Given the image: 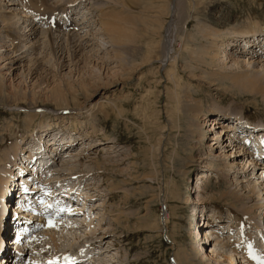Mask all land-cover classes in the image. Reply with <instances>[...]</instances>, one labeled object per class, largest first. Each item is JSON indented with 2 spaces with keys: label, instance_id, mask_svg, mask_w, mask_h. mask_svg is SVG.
Here are the masks:
<instances>
[{
  "label": "rangeland",
  "instance_id": "374dc122",
  "mask_svg": "<svg viewBox=\"0 0 264 264\" xmlns=\"http://www.w3.org/2000/svg\"><path fill=\"white\" fill-rule=\"evenodd\" d=\"M228 1V20H220L224 28L247 32L255 20L264 24V0ZM59 2L71 6L68 23H87L77 30L65 26L62 5L54 17L64 28L53 32L26 4L17 40L0 22V264H40L56 252L104 264H216L204 254L213 251L220 253V264H230V256L235 264H250L251 248L264 256V98L241 92L243 83L233 85L217 74L264 76L260 45L251 50L238 31L219 44L213 65L209 58L198 61L190 51L201 43L188 35L201 31L202 18L192 17L187 0H171L158 34L137 27L138 10L123 9L133 21L118 22L112 47L98 23L104 2L115 5L111 0L50 5ZM15 9L17 0H0L3 14ZM156 48L148 66L143 58ZM230 56L240 63L232 65ZM174 59L179 88L166 75ZM55 88L67 91L69 109L55 110ZM19 97L41 105L29 109L37 115L28 128L27 107L12 102ZM55 135L77 147L62 159L57 155L49 165L54 175L43 178L28 157L45 145L52 150ZM201 173L207 182L199 192ZM223 194L233 198L220 199ZM229 205L251 213L230 214ZM24 228L29 234H22ZM211 228L216 235L222 231L217 250L214 239L205 246ZM90 249L101 253L89 260Z\"/></svg>",
  "mask_w": 264,
  "mask_h": 264
},
{
  "label": "bare ground",
  "instance_id": "6f19581e",
  "mask_svg": "<svg viewBox=\"0 0 264 264\" xmlns=\"http://www.w3.org/2000/svg\"><path fill=\"white\" fill-rule=\"evenodd\" d=\"M50 1L49 0H17V8H19V9H15L12 12H8L9 13L8 15H5L0 11V22L2 23L3 29L6 32V34L8 33L10 35H13V37L15 35L14 39L15 40L18 39V34H17L18 32L16 33L15 30H17L16 28H18V26H19L18 22H20L19 21L20 19H18V17L20 16V14L24 13L22 11V7L24 6V4H26L29 7V9H32V11H34L36 14H40L43 17L42 21L43 22L46 21L45 23L46 24L48 23L51 26V29H50L51 31L56 32V30L57 31L63 30L64 26L62 24L57 25L56 20H57L58 14L60 13V10H61V9H59L60 8L59 6L63 5V8L67 9L65 7V4H67L68 2H65L64 4H60V2H59V3H55V5H50ZM111 2L115 5L110 6L108 4V2L107 3L104 2V7L100 8V10L98 11V14H99L98 15V23H100V27L103 30L104 34L107 36V38L110 39L112 47H114V45L117 43L118 31H120V28H121L120 24L118 22H123V21L127 20L129 23H132V21H133L131 18V15H130L131 12L128 13V16L125 17V13L123 12L124 10L125 11L126 10L136 11V12L138 10L139 11L138 12L139 17L135 18V20L137 22V27H139V25L141 24V26H143V28L145 30L144 31L145 33H146V31L149 30L153 34H158L160 32L159 30H161L160 28L163 25V22H164L163 18L165 16L166 12L169 15V13L171 11L170 10L171 0H111ZM187 2H188V5L190 7L193 6L194 13H193L192 17L198 18V19L202 18V21L199 22V24H198V29L201 31H197L195 34L196 36H194V37L191 35H188L189 41L190 40L194 41V38H196V39H198V42L201 43L199 45L200 46L199 48L196 47L197 50L196 49L192 50V48H191L190 55L191 56H197V60L202 61V62H205L206 59L209 58L210 64L213 65L214 61L217 60L216 58H218V54L220 52L219 44L224 41V38L226 37V35L229 34L231 36V34L233 35V33L240 31L239 28H237V27H232L230 29L229 26L224 28L223 26L220 25V23H222L223 20H228V16L223 11V7L225 5H228L229 1L228 0H226V1L225 0H187ZM70 8H71V6H69L67 11L65 9L62 10V12L65 14L63 20H66V22L69 21V19H68L69 17L66 14V12L70 11L69 10ZM55 15H57V16L54 17ZM220 20H222V21H220ZM108 21H110L109 24H108ZM25 22H23L22 24L24 25ZM83 23H87V20H86V22L85 21L84 22L79 21L78 26L84 25ZM64 25L65 26L69 25V27L72 28L73 30L74 29L77 30L76 28L78 27L72 21L69 23L67 22ZM217 28H218V31H217ZM219 28H222V30H219ZM224 30H225V32H224ZM227 30H229V31H227ZM244 30L245 29L240 31V35L244 36V37H248L247 40L248 39L250 40L248 43L251 44L250 49L252 50V49H254L255 46L258 47L260 45V47H262V48H260V47H258V48L263 53L264 45L261 46V42H259V39L260 38L264 39V24L260 23V21L255 20V22L252 24V27L250 28V30H248L247 32H245ZM138 31H140V30H138ZM53 32L49 34V40L51 42L52 54H53V56L56 57V54H58V53H55L54 45H53V42L55 40H54L53 36H51V35H53ZM144 32L141 33L142 37H145ZM28 33L29 32H27L25 36H28L27 35ZM235 36H236V34H235ZM121 37H122V40L127 39L126 35L125 36L121 35ZM250 38H252V40ZM15 40H11V41H13V43L15 44V42H16ZM208 41H213V42L208 43ZM16 48L17 47L15 45L14 49H16ZM156 55H157V48L154 49L151 54L146 53L143 59H145V62L149 66V65H151V63H153L155 61V60L154 61H152V60L155 59ZM62 56L63 55H61L60 58ZM230 57L231 58L229 61L232 65L240 63V61H238L235 57H233V56H230ZM60 58H58V59H60ZM174 61H175V59H174ZM174 61L172 62V65L170 66V70L166 73V75H167L168 79H172V80L174 79L176 87L179 88V81H177V80H179L178 79L179 77H177L178 74H177V69H176V61L175 62ZM244 62H246V61H244ZM221 70H223V68H221ZM229 71L231 72V70H229ZM217 74H218V76H221L225 79H229V81H231V83L233 85H235V83H243V85L240 87V89L242 90L241 92H247V93L253 94L255 96H261L264 98V76H261V75L252 76V75H249L248 73H245V75L242 77V72H240V71L236 72L234 70H233V72H231V74L230 73H224L222 71H218ZM243 80H244V82H242ZM66 93H67V91L64 90V92H63L62 89H58V88H55L54 90H52L51 96H53V98H54L53 100L56 101V102H54L55 103V106H54L55 110H58V109L66 110V109L70 108L67 106L69 104H65L67 102ZM1 94H2V92L0 91V97H2ZM176 94L177 95H175V97L177 99V98H179L178 92ZM19 98H21V99L14 98V100L12 102L14 103V106L27 107L26 109H28V111H27V116H26L27 117L26 123L28 124L27 125V128H28L30 126V124L33 122L34 117H36V115H37L35 112L29 111V109H31V108L35 109L39 106L41 107V105H38V104H40L38 102H32V104L28 103V101L25 97H19ZM74 100H76V98ZM200 114H202V112ZM225 129H227V127H225ZM49 137H51V135ZM55 137H56L55 140H57V139L62 140L63 138H65V139H63V140H66V141H64V142H66L65 144L75 143V145L71 149L70 148L63 149L65 144L62 145L60 143V145H58V143H57L58 140H57L54 143L50 142V144L53 145L52 150L51 149L49 150L50 145L48 148H46L47 150L44 149L46 147V145L39 148V149L42 148V150H46L45 154L43 155L45 157H41V154L36 155L37 151L30 154V156L28 157V160L30 159L31 161H33V163H34L33 168L36 167L34 169V173L37 175V171H38V174H40L43 178H48V177H51L54 175V174L51 175V172L49 170L50 169L49 165L52 164V161L55 160V157L57 155L59 156V159H62L61 157L65 154H67L69 152V150H73V148L75 149L77 147L76 146L77 142L66 137V136L55 135ZM199 137H200V139L203 138V132L202 131H200ZM51 140H54V139H51ZM47 143L48 142H46V144ZM97 145H100L99 142L97 143ZM263 145H264V143H263ZM54 150H56V151H54ZM59 151L61 152V154H59ZM49 153H51L53 155L50 158H48L47 161L44 160L43 165H41L40 163L35 164V163H37L38 158L41 157L43 159H46V157ZM81 156L82 155H80V160L84 159L83 158L84 156L83 157H81ZM14 158H15V156H14ZM204 160L202 159V161H204ZM46 170H47V172H46ZM44 171H45V173H44ZM53 172H54V170H53ZM206 178H207V176L205 174H203V173L200 174L201 183H199V185L197 186V189H196L197 191H199V192L203 191L202 187H203L204 183L207 182L205 180ZM231 198H233L232 194H223L220 196V199L226 200L228 202L230 201ZM211 199H212V201L217 200L214 197H212ZM59 207H57V208H59ZM50 208H52V206ZM228 213L234 214L237 216V213H241V215L242 214L247 215V214H250L251 212H240V210L237 208L236 205H229ZM60 215L61 214H58L57 218ZM242 223H243L242 224L243 226L246 225L244 223V221H242ZM214 231H216L215 228H211V229L205 231V233L207 234L205 236V241L208 240L210 237L214 236V240H215L214 249L217 250V245H218L217 241L220 239L219 237L221 235L220 236L216 235V233ZM217 231H219V230H217ZM201 240H203V239H201ZM213 241H212V243H213ZM245 244H246V246L248 245L247 243H245ZM205 246H206V242H205ZM72 248H74V246H72ZM205 248L203 247L204 250H205ZM61 251H59V252H61ZM55 252H56V250H55ZM63 253H66V252H63ZM90 253H93V254L89 258V260L91 258L95 257V254L99 256L101 251L97 250V249H90L88 251L87 255H89ZM212 253H213V256L212 255L208 256L207 252L204 254H206L207 257H209L210 259H211V257H215L214 258L215 263L220 264L222 261V258L219 257L220 253L218 252V255H217L216 251H213ZM248 253H249V257L246 258L247 262H249L250 264H264V260L259 259L261 257L264 259V257L262 255H259L260 253L257 254L258 252L256 253V251L253 250L252 248H251V250L248 251ZM0 255H1V253H0ZM53 255H55V257L57 259H60V260L54 263L55 257ZM192 255H194L196 257L197 255H200V253L192 251ZM81 256H76L74 258H72V256H70V258H69V256L64 257L62 253L56 252L54 254L51 253L48 256H43V257H45V260L40 264H61V262L64 260H68V261L72 260L73 264H104L102 261L99 262V261H96L95 259H92V260H95V262L94 261L93 262L92 261L85 262L84 261L85 259L81 260ZM187 256H189V254ZM242 257H243V255H242ZM257 257H258V259H257ZM48 260H50L51 262L49 263ZM225 260H228L230 264H235V261H236L233 258V256L227 257ZM75 261H77V262L81 261V262L75 263ZM83 262H85V263H83ZM28 264H30V261H28ZM64 264H66V263H64Z\"/></svg>",
  "mask_w": 264,
  "mask_h": 264
}]
</instances>
